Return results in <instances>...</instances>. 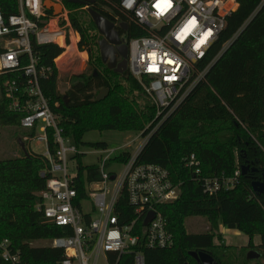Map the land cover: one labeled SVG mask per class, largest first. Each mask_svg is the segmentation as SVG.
Wrapping results in <instances>:
<instances>
[{
	"label": "trees",
	"instance_id": "obj_1",
	"mask_svg": "<svg viewBox=\"0 0 264 264\" xmlns=\"http://www.w3.org/2000/svg\"><path fill=\"white\" fill-rule=\"evenodd\" d=\"M62 1L71 10L70 22L80 36L79 49L88 53L89 72L70 77V87L62 95L56 60L64 50L58 45L36 43L33 50L40 65L51 68L41 87L52 110L60 117L65 138L80 146L86 145L83 142L86 133L94 130L143 132L148 137L158 122H153L154 102L145 101L142 107L137 100L139 95H146L141 83L129 70L120 75L102 62L99 49L102 37L85 10L87 6ZM237 1V11L227 18L225 29L200 68L203 70L215 61L214 64L182 104L150 135L137 156L139 164L168 169L181 187L177 201L159 208L175 244L171 249L145 250L147 264H199L190 256L191 252H206L216 264H249L248 253L257 251L264 261V191L255 192L253 186L264 183V0ZM106 2L95 0L89 7L114 23ZM76 9H83L85 17ZM0 12L6 21L19 14V0H0ZM121 19L127 22L125 17ZM117 30L127 43L145 35L141 28L130 23L127 31ZM14 80L25 83L21 70L0 74V126H17L26 134L20 125L22 115L9 110L5 93L6 84ZM102 90L109 93L99 102L97 97ZM134 92L138 94L134 96ZM150 123L153 125L147 129ZM87 145L96 150L108 149L103 142ZM49 149L55 157L58 146L52 134ZM192 155L200 163L202 177L232 178L241 170L238 184L215 195L205 194L201 176H195V167L188 165ZM131 156V152H123L108 165L126 163ZM50 167L47 157L33 152L0 159V237L8 239L13 249L21 253V264H59L64 258L62 250L33 246L39 241L67 236L65 227L48 222L37 208L42 203L39 194L46 188V178L41 174ZM78 168L83 197L85 180L99 181L101 174L98 165L83 167L79 163ZM117 211L123 225L131 222L134 211L125 200L119 202ZM191 217L205 218L211 230L188 233L186 221ZM220 226L248 236V246L236 251L224 243L217 245L215 239L221 240L216 235ZM255 237H260V245H255ZM128 256L121 258V264L129 262ZM0 264H6L1 257Z\"/></svg>",
	"mask_w": 264,
	"mask_h": 264
},
{
	"label": "built area",
	"instance_id": "obj_2",
	"mask_svg": "<svg viewBox=\"0 0 264 264\" xmlns=\"http://www.w3.org/2000/svg\"><path fill=\"white\" fill-rule=\"evenodd\" d=\"M46 1L60 4L61 13L55 16L45 7ZM106 1L105 7L114 17L115 29L123 24L129 27L130 23L145 33L126 42L128 70L156 106L158 122L154 133L214 64L215 61L203 70L200 68L225 29L227 18L237 11L238 1ZM70 14L71 10L62 0H19V14L7 21L0 12V43L3 44L0 74L21 70L26 79L25 83L21 80L8 82L5 90L9 110L22 115L20 125L27 132L22 136L23 142L19 141L24 146L27 143L44 146L47 151L44 156L51 164L50 169L41 174L46 178V188L39 194L42 203L37 208L48 222L66 228L67 236L47 241V246L64 252L59 264H121L125 255H130L127 264H147L145 250L171 249L175 244L159 208L177 201L181 187L168 169L137 163L140 151L126 163H118L124 166L121 174L108 171L115 164L108 165L115 151L106 149L103 151L107 156L101 158L99 164L101 179L85 180L81 197L79 168L70 170L68 161L69 156L76 159L83 154L77 145L65 138L60 117L43 93L41 81L51 68L41 66L33 50V43L58 45L64 50L63 58L68 55L69 48L74 49L70 53L77 51L79 36L72 27ZM121 16L127 22L122 21ZM123 39L126 40L124 35ZM231 43L224 46L223 52ZM51 134L58 146L55 157L49 153ZM188 165L195 167V176L202 175L195 155L190 157ZM240 175L238 169L232 178L201 176L203 191L215 195L223 189H232L238 184ZM123 200L134 211L131 222L126 225L121 223L122 216L117 211ZM86 201L91 205L89 213L83 211L82 203ZM92 213L99 217L94 219ZM151 215L153 219L145 225ZM0 257L6 264H21L22 261L21 253L2 237Z\"/></svg>",
	"mask_w": 264,
	"mask_h": 264
},
{
	"label": "rangeland",
	"instance_id": "obj_3",
	"mask_svg": "<svg viewBox=\"0 0 264 264\" xmlns=\"http://www.w3.org/2000/svg\"><path fill=\"white\" fill-rule=\"evenodd\" d=\"M58 5L60 6V8L57 9V12L62 10L61 5L60 4ZM85 10L87 11L86 7ZM76 11L81 16L85 17L86 14L83 9H76ZM79 42H80V36H79ZM71 50L74 49H70L68 51V55H66V57L61 60L62 63L58 61V64L61 67V71H60L61 74L59 73L58 89L62 95H64L70 87L69 84L70 77H72L73 75L88 73L90 69L88 64V55H87L88 53L86 51H81L79 47L77 48V51L74 52L72 51L70 53ZM71 62L75 64H71ZM121 83L124 82L121 81ZM126 86L128 85L126 84ZM133 94L134 96H136L138 93L134 92ZM139 96L140 97H138L137 100L142 107L145 105V101L153 102V100L150 97H147V95L145 94L144 95L141 94ZM0 98H1V92H0ZM155 121H157V111L155 113L153 122ZM152 125L153 123L148 124L147 129L152 127ZM23 133L24 132L17 126H0V159L18 158L25 155V152L27 153L33 152L39 155L47 154L46 148L44 146H37L35 143L33 144L24 143L26 149H23L20 143L22 141L21 140L22 136L24 135ZM143 135H144L143 132L123 133L118 131H103V132L97 130L90 131L86 133L83 139V142L86 145L78 146L80 153L83 155L79 157L80 159L78 158L73 159L71 156H69L68 168L72 170L73 168H76L79 165V163H81L83 167L99 165L101 164L102 161L101 158L103 159L106 158L107 155L104 154L103 150H96L94 148H91L87 144H96L102 142L106 143L109 151H115L113 153V158L127 151L131 152L132 155L134 156L138 151H141V149L143 148V146L145 145L148 139V137H145ZM123 169H124L123 165L115 163L110 167L108 171L121 174L123 172ZM82 207L84 212L89 213L91 211V205L88 203V201L83 202ZM92 217L95 219L99 216L97 214L92 213ZM186 229L188 233L198 234V233H204L210 231L211 226L208 223V221L203 217H196V218L191 217L186 221ZM216 235L221 237V240L219 241L218 239H215V243L217 245L224 243L226 246L235 248L236 251L240 250L241 248H246L249 243L248 236L236 230H229L224 226H221V230L219 227ZM254 243H256L255 245H260L261 243L260 237H255ZM47 245H48L47 241H39L33 244V246L35 247H44ZM250 262L251 263L249 264H264V261L261 258L257 260H250Z\"/></svg>",
	"mask_w": 264,
	"mask_h": 264
},
{
	"label": "water",
	"instance_id": "obj_4",
	"mask_svg": "<svg viewBox=\"0 0 264 264\" xmlns=\"http://www.w3.org/2000/svg\"><path fill=\"white\" fill-rule=\"evenodd\" d=\"M68 2L88 7V13L95 23L99 35L102 37V39L99 41L102 62L109 70H113L115 73L123 75L128 70V48L122 44L123 41L120 39V36L115 29V25L89 7L90 5L95 4V0H68ZM45 7L52 11L55 16H58L61 13V10L57 12V7L60 8V6L51 1H46ZM120 28L123 31L128 30L126 24L121 25ZM108 92V90H102L97 97V101H104ZM21 145L23 149H26L23 144ZM253 186L255 192L261 193L264 191V183L257 182L254 183ZM152 219L153 215H151L144 224L148 225ZM190 256L199 264H216L214 258L206 252H191ZM259 258H261V255L257 251H250L247 255V259L249 261L257 260Z\"/></svg>",
	"mask_w": 264,
	"mask_h": 264
},
{
	"label": "flooded vegetation",
	"instance_id": "obj_5",
	"mask_svg": "<svg viewBox=\"0 0 264 264\" xmlns=\"http://www.w3.org/2000/svg\"><path fill=\"white\" fill-rule=\"evenodd\" d=\"M86 8H87V7H86ZM116 30H117V29H116ZM117 32H118V34H119V36H120V39L123 41L122 44L128 48V45H127V43H126V40L123 39V35H122V33L120 34V32H119L118 30H117ZM120 60H121V59H120ZM88 68H89V67H88Z\"/></svg>",
	"mask_w": 264,
	"mask_h": 264
},
{
	"label": "crops",
	"instance_id": "obj_6",
	"mask_svg": "<svg viewBox=\"0 0 264 264\" xmlns=\"http://www.w3.org/2000/svg\"><path fill=\"white\" fill-rule=\"evenodd\" d=\"M69 51V50H68ZM58 60H59V58L56 60V66H57V69H58V72L61 74V67H60V65L58 64ZM99 166V165H98ZM220 230H221V226H220ZM256 244V243H255Z\"/></svg>",
	"mask_w": 264,
	"mask_h": 264
},
{
	"label": "bare ground",
	"instance_id": "obj_7",
	"mask_svg": "<svg viewBox=\"0 0 264 264\" xmlns=\"http://www.w3.org/2000/svg\"><path fill=\"white\" fill-rule=\"evenodd\" d=\"M87 8H88V7H87ZM57 9H59V7H57ZM87 10H88V9H87ZM64 55H65V54H64ZM63 57H64V56H62V57L58 60L60 63H62L61 60L63 59Z\"/></svg>",
	"mask_w": 264,
	"mask_h": 264
}]
</instances>
